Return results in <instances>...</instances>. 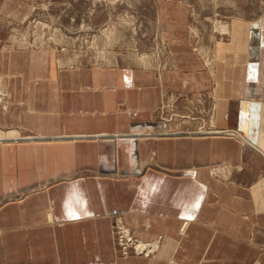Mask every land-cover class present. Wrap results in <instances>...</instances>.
Instances as JSON below:
<instances>
[{
	"label": "crops",
	"instance_id": "0c3cea01",
	"mask_svg": "<svg viewBox=\"0 0 264 264\" xmlns=\"http://www.w3.org/2000/svg\"><path fill=\"white\" fill-rule=\"evenodd\" d=\"M189 18L148 66L0 35V264H264V17L212 61ZM116 214L159 249L122 256Z\"/></svg>",
	"mask_w": 264,
	"mask_h": 264
},
{
	"label": "rangeland",
	"instance_id": "374dc122",
	"mask_svg": "<svg viewBox=\"0 0 264 264\" xmlns=\"http://www.w3.org/2000/svg\"><path fill=\"white\" fill-rule=\"evenodd\" d=\"M159 17H190L193 48L212 61L213 44L229 34L220 27L264 17V0H0V35L20 46L62 47L67 64L131 57L148 66L169 52Z\"/></svg>",
	"mask_w": 264,
	"mask_h": 264
},
{
	"label": "built area",
	"instance_id": "2783aa9c",
	"mask_svg": "<svg viewBox=\"0 0 264 264\" xmlns=\"http://www.w3.org/2000/svg\"><path fill=\"white\" fill-rule=\"evenodd\" d=\"M113 232L118 250L124 257L131 251L137 255L152 256L159 249V239L145 241L136 237L120 214L115 215Z\"/></svg>",
	"mask_w": 264,
	"mask_h": 264
},
{
	"label": "bare ground",
	"instance_id": "6f19581e",
	"mask_svg": "<svg viewBox=\"0 0 264 264\" xmlns=\"http://www.w3.org/2000/svg\"><path fill=\"white\" fill-rule=\"evenodd\" d=\"M221 25H222V23H221ZM220 29H221L222 31H227V32L229 33V28H228V26H227V28H226V26L223 25V26L220 27ZM156 247H157V244H156Z\"/></svg>",
	"mask_w": 264,
	"mask_h": 264
}]
</instances>
